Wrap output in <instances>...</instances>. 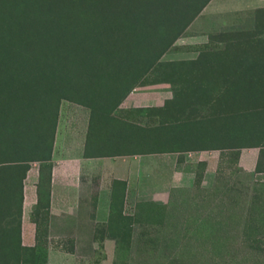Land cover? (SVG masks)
Wrapping results in <instances>:
<instances>
[{
  "label": "rangeland",
  "instance_id": "obj_1",
  "mask_svg": "<svg viewBox=\"0 0 264 264\" xmlns=\"http://www.w3.org/2000/svg\"><path fill=\"white\" fill-rule=\"evenodd\" d=\"M0 264H264V0H0Z\"/></svg>",
  "mask_w": 264,
  "mask_h": 264
},
{
  "label": "crops",
  "instance_id": "obj_2",
  "mask_svg": "<svg viewBox=\"0 0 264 264\" xmlns=\"http://www.w3.org/2000/svg\"><path fill=\"white\" fill-rule=\"evenodd\" d=\"M133 93H129L128 96L125 98V103H130L131 107H135L134 100L132 98ZM253 167V166H252Z\"/></svg>",
  "mask_w": 264,
  "mask_h": 264
}]
</instances>
